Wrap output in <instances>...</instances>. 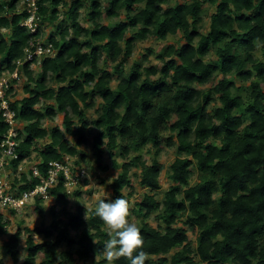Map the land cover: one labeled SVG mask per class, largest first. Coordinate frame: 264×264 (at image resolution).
Segmentation results:
<instances>
[{
  "label": "trees",
  "instance_id": "16d2710c",
  "mask_svg": "<svg viewBox=\"0 0 264 264\" xmlns=\"http://www.w3.org/2000/svg\"><path fill=\"white\" fill-rule=\"evenodd\" d=\"M22 1L0 0V80L15 72L26 51L44 37L46 24L58 34L47 38L55 55L40 64L34 60L40 73L35 74L31 64L23 68L26 95L11 104L24 124L17 137L19 159L12 166L17 169L37 153L39 170L47 176L51 162L76 159L88 134L97 130V163L109 155L112 167L120 171L110 186L114 200L132 196L125 190L133 188L132 170L140 168V186L148 192L129 214L139 222L149 256L146 264H264V0H39L37 34L22 26ZM62 7L67 9L65 20L58 24ZM207 7L215 11L204 32ZM85 9L90 29L80 23ZM103 18L115 23L105 25ZM177 35L181 45H167L159 52L161 66L135 63L116 87L115 75L100 67L106 54L115 73L123 75L137 42L150 37L164 42ZM211 54L216 60H207ZM96 97L101 103L92 120L88 111ZM58 115L64 116L62 128L44 127ZM8 130L0 117V159ZM148 145L156 149L151 164L138 155ZM163 145L187 157L170 166L172 185L159 201ZM75 165L81 169L80 162ZM194 167L198 182L190 185ZM100 169L107 172L110 167ZM28 179L23 174L28 184L22 190L39 184ZM63 182L61 178L51 191L61 205L70 198ZM43 203L37 200L36 205ZM94 210L86 220L82 206L77 214L65 212L64 218L52 208L48 230L20 228L12 235L0 213V237L9 235L3 250L19 264L24 231L28 259L23 264H104L95 261V255L108 230ZM154 214L160 220L157 227L149 223ZM190 232L198 236L196 249ZM36 234L41 242H36ZM117 264L129 262L121 257Z\"/></svg>",
  "mask_w": 264,
  "mask_h": 264
},
{
  "label": "rangeland",
  "instance_id": "374dc122",
  "mask_svg": "<svg viewBox=\"0 0 264 264\" xmlns=\"http://www.w3.org/2000/svg\"><path fill=\"white\" fill-rule=\"evenodd\" d=\"M71 0H67V2H70ZM177 1V0H175ZM208 10H206L204 19H203V31L207 32L210 26L211 22V15L214 13L215 8L207 7ZM24 5L23 2H21L18 5V12H23ZM66 8L62 7L60 8V21L58 24L64 22L65 15L64 12H66ZM122 18H124V15H122ZM80 23L84 28H91V23H89L88 18V11L87 9L81 11V18ZM102 23L112 24L113 21H109L108 19L103 18ZM115 23V22H114ZM113 23V24H114ZM4 34L8 35V31H3ZM58 32L54 30V27H52L50 24H46L44 26V40L47 38H51L53 36H57ZM130 36V35H129ZM83 41V40H82ZM182 43V37L181 35H177L175 37H169L166 41H160L154 37H150L148 40L143 42H137L135 45V49L133 52L132 57L125 61V70L123 75H118L113 70L114 64H112L109 60H107V55L104 54L103 59L100 62V67L103 69H108L112 74L115 75V79L113 82V87H116L118 83V78H121V76H126L129 72L132 66L135 63L142 64L144 67H150V66H161V62L158 60V54L161 51V49L164 46L175 44V45H181ZM152 50V53H149L148 50ZM145 56H148V60L145 61ZM258 56V55H257ZM208 61H214L216 60V57L214 54H211L207 58ZM32 70L35 74L40 73V67L39 65H33ZM215 84V82H212L210 85L207 86V88L212 87ZM240 85V82H238ZM27 86V80L26 77H23L21 81L16 84L14 87V93L13 98L14 100H20L23 97H25V87ZM55 86V85H51ZM95 100V107L93 109H90L88 111L90 119L94 120L96 118L95 110L98 108L99 104L101 103V100L99 98H94ZM63 115H58L53 122L46 120L44 122V127L51 130L55 128L56 126H59L62 128L63 126ZM22 130H24V124L22 122L18 125ZM99 131L94 130L93 132L88 134L87 137V145L80 148L81 153L76 159L71 158V165L72 167L76 168V162H80L81 169L86 171V180L84 182H81L79 188L69 194L70 198L67 203L65 204H58L55 202L54 199L51 201H48L46 203H43L42 206L39 208L36 204L26 208L25 210L13 214H7L5 215L2 213L5 217V220L9 222L8 224V233L9 235L15 234L20 228L24 230L25 228H30L31 230H37V229H49L51 227L52 223V208L56 209V212H60L62 218H64L65 212H71V213H78V209L80 206L84 207L85 209V217L87 212V218H89L90 211L94 210L96 207V204L99 199H103L106 196L112 200H114L113 192L111 190V184L113 180H115L118 177L119 170L114 169L112 167V159L109 157V155H105L103 161L98 164L97 160L93 154V138L97 136ZM70 142L75 145V140L73 138H68ZM48 142V140H47ZM45 143V142H44ZM155 147L153 145H148L146 148H144L138 155L143 158L148 164H151L154 160V154H155ZM134 156V154H133ZM180 157H187V155H181L177 152L176 147H168L167 145H163L162 151L159 155V162H160V184L161 188L156 193L157 199L159 201H162L164 199V195L167 191L171 188V182L169 180V173H170V166L174 163V161L177 158ZM38 154L34 153L31 157V159L27 162L26 167L30 168L33 165H36L37 162H39ZM120 163H123V161L120 159ZM101 166H109L110 169L107 172H102L100 169ZM139 174H140V168L133 169L131 176H132V185L133 188L126 189L125 194L132 196H129L127 199L130 202V208L129 210H132L135 207V204L140 200V198L148 192L147 190L141 188L140 186V180H139ZM198 182V170L196 167H194V175L191 180L190 185H195ZM79 192L81 194L80 197H76L75 193ZM129 219L136 223L138 226V221L135 215L131 212L129 214ZM159 218L156 214L152 215V217L149 219V223L153 227H157L159 222ZM181 225V224H180ZM107 229V227H106ZM8 235V236H9ZM8 236L6 237H0V260H3L5 264H14L13 261L5 254V251L3 250V244L7 240ZM26 239L27 235L23 231L21 245L19 248L20 255L22 252L26 251ZM36 242H41L42 237L39 234L35 235ZM189 240L194 249L198 246V236L197 234L189 233ZM69 250L68 248H65ZM19 255V260H20ZM98 260V259H97ZM41 262V260H38ZM199 261V259H197ZM24 260L19 262V264H23ZM80 264H84L81 263ZM85 264H94L92 261H89Z\"/></svg>",
  "mask_w": 264,
  "mask_h": 264
},
{
  "label": "built area",
  "instance_id": "2783aa9c",
  "mask_svg": "<svg viewBox=\"0 0 264 264\" xmlns=\"http://www.w3.org/2000/svg\"><path fill=\"white\" fill-rule=\"evenodd\" d=\"M22 2L23 12L26 13L22 26L30 34H37L41 27L39 0H23ZM54 55L53 45L43 37L32 50L26 51L23 60L17 62L15 72L6 74L0 80V117L9 125V130L4 135L1 144L0 159V212L5 215L11 214V212H21L36 204L37 200L44 203L51 201L53 199L51 191L60 184L61 178H63V186L68 194L77 190L81 182L86 180V171L72 167L70 157L51 162L47 176L41 173L37 164L30 168L26 167L27 162H22L17 169L12 166V162L19 159L17 137L18 132L21 131L18 126L20 121L16 117L17 114L11 108V104L16 101L13 98L14 87L23 79L22 71L25 65H35L34 60L36 59L40 64L44 58ZM23 174L29 178L28 182L37 179L39 184L32 189L22 190V186L28 184L22 181ZM16 181L19 182L17 185H15Z\"/></svg>",
  "mask_w": 264,
  "mask_h": 264
},
{
  "label": "clouds",
  "instance_id": "9594fccd",
  "mask_svg": "<svg viewBox=\"0 0 264 264\" xmlns=\"http://www.w3.org/2000/svg\"><path fill=\"white\" fill-rule=\"evenodd\" d=\"M129 208L130 202L123 195L115 200L107 196L98 200L94 215L106 225L108 233L102 247L96 252L95 261L99 258L104 264H117L124 257L129 264H146L149 256L143 250L144 237L137 224L129 219ZM85 218L88 220L87 212ZM89 235L91 236V230ZM93 242L96 243L95 240ZM27 259V252H22L20 260Z\"/></svg>",
  "mask_w": 264,
  "mask_h": 264
}]
</instances>
